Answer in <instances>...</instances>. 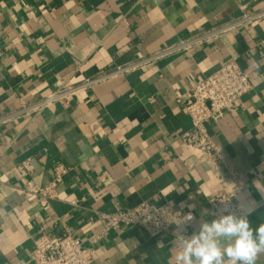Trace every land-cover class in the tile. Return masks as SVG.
<instances>
[{
  "label": "crops",
  "instance_id": "1",
  "mask_svg": "<svg viewBox=\"0 0 264 264\" xmlns=\"http://www.w3.org/2000/svg\"><path fill=\"white\" fill-rule=\"evenodd\" d=\"M263 9L264 0H0V118ZM232 60L253 89L208 125L237 175L220 184L208 166L185 165L182 109L194 83ZM59 165L69 171L57 198L28 201L29 184L48 186ZM232 183L242 203L259 205L252 227L264 223V17L0 125V264H33L37 237L65 231L93 264H174L170 235L104 231L95 212L168 203L199 229L212 220L209 199Z\"/></svg>",
  "mask_w": 264,
  "mask_h": 264
},
{
  "label": "built area",
  "instance_id": "2",
  "mask_svg": "<svg viewBox=\"0 0 264 264\" xmlns=\"http://www.w3.org/2000/svg\"><path fill=\"white\" fill-rule=\"evenodd\" d=\"M263 17L264 9L256 13H244L238 19L222 27L198 33L167 46L147 58L119 66L111 74L86 79L79 84L54 91L36 105L23 107L19 111L0 118V125L6 124L9 119L17 116L29 115L57 102H65L69 97L78 95L111 76H121L155 65L163 59L189 52L209 43L225 32L245 25H253ZM252 89L253 84L249 74L238 65L236 60L222 65L210 76L194 83L188 97L183 102L182 109L191 120V129L181 135V140L189 151L188 158L184 160L185 165L190 168L206 165L220 184L229 181L235 183L237 175L221 147L214 142L208 125L218 123L224 114L233 109L236 103ZM68 171V168L59 165L56 168L54 180L48 186L37 187L30 183L26 190L27 200L47 201L57 198L56 188ZM234 183L224 187L209 199L212 219L220 214L221 203H231L235 208L240 192H237L238 188ZM70 204L77 207L79 203L72 201ZM188 213L168 203L155 205L146 201L126 211L95 212V217L102 224L104 231H116L122 227H138L153 238L170 235L174 241L175 251H177L175 245L179 243L181 233L177 231L176 224L181 222ZM195 218L194 221L184 225L182 234L185 238L191 236L194 231H198L196 229L198 219L196 216ZM33 264H93V257L89 250L83 248L82 242L75 239L69 231L61 235L42 233L34 242Z\"/></svg>",
  "mask_w": 264,
  "mask_h": 264
},
{
  "label": "clouds",
  "instance_id": "3",
  "mask_svg": "<svg viewBox=\"0 0 264 264\" xmlns=\"http://www.w3.org/2000/svg\"><path fill=\"white\" fill-rule=\"evenodd\" d=\"M237 200L235 208L231 203H221L220 214L210 222L201 221L198 231L187 238L182 234L184 225L195 216L189 212L176 224L181 233L175 245L176 264H256L264 255V223L253 228L248 217L259 205L255 201L242 203L239 197Z\"/></svg>",
  "mask_w": 264,
  "mask_h": 264
}]
</instances>
